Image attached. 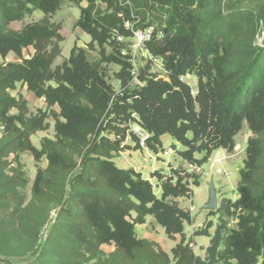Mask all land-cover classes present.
<instances>
[{
	"label": "trees",
	"instance_id": "16d2710c",
	"mask_svg": "<svg viewBox=\"0 0 264 264\" xmlns=\"http://www.w3.org/2000/svg\"><path fill=\"white\" fill-rule=\"evenodd\" d=\"M66 2L80 7L76 27L91 37L88 48L99 49L100 63L89 60L87 49L74 46L68 60L54 68L64 37L62 26L51 18ZM201 2L0 0V54L6 58L14 53L22 60L0 63V209L13 208L21 233L35 238L28 229L40 226L33 209L61 206V222L51 236L57 235L58 227H69L68 242L75 245L68 253L69 264H264V48L231 67L236 38L245 30V21L254 18L255 9L233 5L204 20L196 11ZM36 11L44 14L40 21L11 29ZM133 15L142 28L153 27L155 35L162 36L147 47L163 60L169 80L151 75L147 64L144 70L151 80L133 86L131 57L122 55L128 45L117 40L132 36L126 22L133 21ZM31 47L34 55L24 58ZM103 63L120 67V93L108 82ZM190 75L198 80L196 94L183 80ZM18 84L44 99L46 111L31 115L28 101L10 94ZM50 117L55 137L44 138L39 149L32 137L51 128ZM245 123L253 136L240 171L239 198L225 200L217 212L209 213L236 217V228L220 222L202 259L184 233L185 224L193 223L192 215L177 202L192 196L191 187L201 185L202 175L172 170L164 177L156 172L153 177L162 187L158 196L141 173L120 169L114 154L128 147L123 144L128 136L141 148L133 131L138 126L150 135L148 149L159 153L161 137L170 135L184 147L179 152L184 161L203 167L219 149L234 152L235 138ZM24 153H31L37 163L43 159L48 163L45 170L38 169L27 206L19 190L28 181L8 162L12 155L18 162ZM148 216L169 239L181 236L172 257L156 243L138 238L136 226L145 224ZM212 225L207 223L196 235H208ZM104 246L115 250L106 255ZM63 263L68 264H59Z\"/></svg>",
	"mask_w": 264,
	"mask_h": 264
},
{
	"label": "rangeland",
	"instance_id": "374dc122",
	"mask_svg": "<svg viewBox=\"0 0 264 264\" xmlns=\"http://www.w3.org/2000/svg\"><path fill=\"white\" fill-rule=\"evenodd\" d=\"M86 5L87 3L82 4L83 7H86ZM233 5L241 6L243 9L254 8L255 13L253 19L250 17L245 21V30L236 38L235 50L233 53L234 56L231 62L232 68L240 64L243 61V57L253 56L257 54L260 49L264 48V0H202V2L196 6L197 15L204 20H209L215 15L226 11L228 7ZM80 14V7L70 2H66L63 8L51 18L52 23L62 26L61 33L64 37V42L61 43L62 55L57 59L54 68L58 65H62L68 60L74 46L87 49L89 60L92 63L101 62L99 49L91 50L88 48V45L91 42V37L84 33L80 28L76 27ZM43 17L44 14L42 12L36 11L33 15L27 16L22 22L13 23L11 29L15 31L21 30L25 25L38 22ZM125 43L128 45L129 49L127 52H130L132 40L128 38ZM108 52L112 53L110 47H108ZM30 55L31 54L27 52L24 57L27 58ZM5 60L6 58L0 54V62H4ZM102 67L105 71L108 82L114 87L116 93H120L121 82L117 79V73L120 71V67L115 64L107 63H103ZM150 74L161 80H169L168 73L165 71V68L161 66H150ZM183 80L192 87L193 93L196 94L198 91L197 78L194 75H190L184 77ZM136 85L137 84H134L133 86ZM23 97L28 99L31 115H36L39 111H46L47 106L43 100L34 99L28 95ZM55 110L58 112V108H55ZM11 113L17 114L18 111L13 110ZM48 122H50L51 125V128L48 131L39 132L32 137L33 144L39 149H41V144L44 138L53 139L55 137V122L53 117H50ZM2 134L3 127L0 126V139L2 138ZM105 135L111 137V139H116L115 135L109 132H106ZM252 136L248 124L245 123L242 131L235 138L236 147L234 152L230 154L224 149L215 151L209 162L202 167L203 173H195L196 175H202L201 185L192 186L193 194L190 198L179 200V206L181 208H187L188 210L190 207L194 208V212H192L194 222L192 224L186 223L184 232L186 234L187 242H194L195 253L197 256L204 257L205 249L211 243V239L220 222L227 224L228 229L236 228V217L220 216L219 214L211 216L209 215V211L204 208L209 201L208 183L212 178L214 179L218 190L219 202L224 198L228 200L235 199L236 190L241 177L240 171L243 169L244 160L246 159L248 140ZM124 143L131 144L132 146L126 147L121 155H119V153L114 154V161L120 169H137V167H140V172L143 173L147 180H150L152 177L149 175L151 169L161 170L159 173L164 177L170 175L172 170H186L188 173H191L189 172V163L187 164L184 162L179 155V152L184 151V147L170 135H165L162 141V147L159 149V154L163 156L164 152L171 148L173 149L174 154L169 157L163 156L161 160H158L157 153L148 149L146 145H141V148H138V143L132 140L130 136L127 137ZM217 158L221 159L222 163L220 165H213V161ZM77 161L80 163L81 158L78 157ZM8 162L10 163V167L19 168L23 173V177L28 181L27 187L19 190V193L25 197V206H27L32 200L31 191L38 169L42 168L45 170L48 163L46 159H43L39 163L35 162L31 153L19 155L18 162L16 161L15 156L12 155L8 158ZM177 162V168L174 169ZM218 170H221L222 173L218 174ZM7 173L11 175L9 170H7ZM183 176L185 175L183 174ZM152 182L155 193L160 196L162 193L161 185L158 186L155 179H153ZM189 183H192V179H189ZM70 189L71 187L69 184L67 186V195H69ZM60 209L61 206L59 205H41L33 209L36 222L40 224V226L37 227H28V229H31L32 233L37 235L33 238L32 234L25 236L21 233L18 220L12 215L13 208H11L10 211L1 208L0 264H59L61 262H67L69 264L68 253H72V250L75 247V245L68 242V239H70L67 234L69 227H58V232H56L57 235L51 236L54 225L61 222L59 219ZM151 221V218H149L148 225H150ZM206 222H211L213 224L209 229V234L194 236V232L199 229L200 225ZM203 227L200 229H203ZM140 229L141 228H137V232L139 237H142ZM159 230L160 233L156 236L158 237V242L160 241V244L163 247L161 248L170 255L174 242L168 239L162 227L159 226ZM102 250L106 255H109L114 252L115 248L114 246H104ZM88 264H96V261ZM231 264L236 263L232 262Z\"/></svg>",
	"mask_w": 264,
	"mask_h": 264
},
{
	"label": "built area",
	"instance_id": "2783aa9c",
	"mask_svg": "<svg viewBox=\"0 0 264 264\" xmlns=\"http://www.w3.org/2000/svg\"><path fill=\"white\" fill-rule=\"evenodd\" d=\"M133 21L126 22V28L131 31L132 36L130 39L132 40V45L130 47V52L123 51V56H130V61L133 65L132 75L134 77L133 83L137 85H141L138 82V77L140 75L141 69H144V66L150 64L151 66H161L164 67L163 60L159 57L154 56L149 51L147 45L152 42L155 38L161 39L162 36L155 35V29L153 27L142 28L140 26V19L133 15ZM118 42L125 43L127 41L123 36H118ZM141 64V65H140ZM134 133L140 139V143L142 146L146 145V141L150 137L149 134L141 130L140 127L134 126ZM173 151L165 152V156H169ZM222 160L217 158L213 161V165H220ZM189 172L191 173H203L202 167L189 164ZM222 171L218 170V174H221ZM194 211V208L191 209ZM193 247V245H191Z\"/></svg>",
	"mask_w": 264,
	"mask_h": 264
},
{
	"label": "crops",
	"instance_id": "0c3cea01",
	"mask_svg": "<svg viewBox=\"0 0 264 264\" xmlns=\"http://www.w3.org/2000/svg\"><path fill=\"white\" fill-rule=\"evenodd\" d=\"M29 53V54H31L29 57H27V59L28 58H30L31 56H33L34 55V53H35V51H34V49L31 47V48H29V49H26L25 51H24V53H23V56H25V53ZM13 54L14 53H10L7 57H6V60L4 61V62H0V63H9V62H21L22 60H20L15 54H14V56H13ZM25 58V57H24ZM56 63V62H55ZM10 94L13 96V97H16V98H19V96L20 95H23V96H31L32 98H36L35 96H34V94L32 93V92H30V91H28V88L26 87V86H24L23 84H18V86H17V89L15 90V91H11L10 92ZM25 98V97H24ZM27 101H28V99L27 98H25ZM37 99V98H36ZM39 100H43L44 102H45V100L44 99H39ZM29 106V105H28ZM164 137H165V135L164 136H162L161 137V141H163V139H164ZM124 145H126V146H129V147H131L132 145L130 144H127V143H124ZM173 151V149L171 148V149H168V150H166L165 152H167V151ZM125 151V150H124ZM124 151H122V152H120L119 153V155H121ZM165 152H164V154H163V156L164 157H169V156H171L172 154H174V152L173 153H171L169 156H165ZM229 153V152H228ZM230 154H232V153H230ZM157 155V159L158 160H161L162 158H163V156L161 155V154H159V153H157L156 154ZM198 157H201L200 155L198 156ZM115 159V158H114ZM114 159H113V161H114ZM183 160V159H182ZM184 161V160H183ZM115 162V161H114ZM184 162H186V161H184ZM187 163V162H186ZM116 164V163H115ZM188 164V163H187ZM177 165H178V162H177V164L175 165L176 167H174V169H176L177 168ZM189 165V164H188ZM140 167H137V169H134L136 172H138V173H141L142 174V176H143V178L145 179V177H144V175H143V173L142 172H140V169H139ZM126 170H128V169H126ZM159 171H161V170H157V169H151L150 170V172H149V175H151L150 177H151V179L149 180L151 183H153L152 182V180L153 179H155L156 181H157V185L159 186V185H161L160 183H159V181H158V179L157 178H154L153 177V174L155 173V172H159ZM147 180V179H146ZM239 185V184H238ZM192 188V187H191ZM238 188V187H237ZM161 196V195H160ZM239 198V196H238V193H237V190H236V197H235V199L234 200H231V201H236L237 199ZM180 199H183V198H180ZM180 199H178L177 200V202L179 203V200ZM225 200H228V199H223L221 202H219L220 204V207H221V205H222V203H223V201H225ZM180 205V204H179ZM181 208V207H180ZM193 207H190V209L188 210L187 208H182V209H184V210H186V211H190V213H191V215H192V212H194V211H192L191 209H192ZM209 216V215H208ZM210 217V216H209ZM149 218H151V222H150V225H148V219ZM194 222V221H193ZM206 223H209V222H206ZM206 223H204V224H202V225H200V227H199V229L197 230V231H195L194 232V236H199V235H196V233L200 230V228L201 227H203V225L205 226V225H207ZM159 226L160 227H162L161 225H159L158 223H157V221L155 220V218L153 217V216H148L147 218H146V223L145 224H143V225H137L136 226V234H137V236H138V238H140V239H145V240H148V241H150V242H154V243H156L158 246H160V247H162V245L160 244V241L158 242V237H156L159 233H160V230H159ZM137 228H141L140 229V234H141V236L142 237H139V235H138V232H137ZM163 228V227H162ZM163 230H164V232H165V229L163 228ZM185 233V232H184ZM186 235V234H185ZM169 239V238H168ZM171 240V239H170ZM171 241H173L174 242V245H173V247L171 248V254H170V256L172 257V250L176 247V245L178 244V243H180V241H181V236H176V238H175V240H171ZM192 245H193V248H194V252H195V244H194V242L192 241ZM209 246H210V244H209ZM208 246V247H209ZM207 247V248H208ZM163 248V247H162ZM207 248L205 249V255H204V257H201L202 259H205V257H206V250H207ZM166 252V251H165ZM166 253H168V252H166ZM169 254V253H168ZM196 254V253H195ZM200 257V256H199Z\"/></svg>",
	"mask_w": 264,
	"mask_h": 264
},
{
	"label": "water",
	"instance_id": "95a60500",
	"mask_svg": "<svg viewBox=\"0 0 264 264\" xmlns=\"http://www.w3.org/2000/svg\"><path fill=\"white\" fill-rule=\"evenodd\" d=\"M151 80L150 77H148L146 75L145 70L142 68L140 75L138 77V82L141 85L146 84L147 82H149ZM208 187H209V201L208 203L205 205V209L210 212H217L220 208V203H219V198H218V190L216 188V184L214 179L212 178L211 181L208 183Z\"/></svg>",
	"mask_w": 264,
	"mask_h": 264
}]
</instances>
